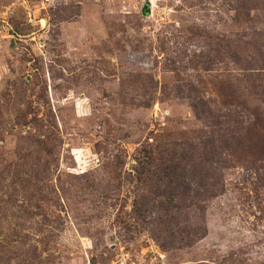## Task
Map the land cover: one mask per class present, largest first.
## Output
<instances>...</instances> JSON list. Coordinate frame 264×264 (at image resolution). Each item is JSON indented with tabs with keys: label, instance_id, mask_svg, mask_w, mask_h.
<instances>
[{
	"label": "rangeland",
	"instance_id": "obj_1",
	"mask_svg": "<svg viewBox=\"0 0 264 264\" xmlns=\"http://www.w3.org/2000/svg\"><path fill=\"white\" fill-rule=\"evenodd\" d=\"M211 142L163 249L140 151ZM0 264H264V0H0Z\"/></svg>",
	"mask_w": 264,
	"mask_h": 264
},
{
	"label": "trees",
	"instance_id": "obj_2",
	"mask_svg": "<svg viewBox=\"0 0 264 264\" xmlns=\"http://www.w3.org/2000/svg\"><path fill=\"white\" fill-rule=\"evenodd\" d=\"M195 146L192 149L168 143L149 146L140 151L143 158L136 161V179L143 188L135 199L133 211L142 221L157 210L163 212L156 217L158 220L165 217L164 229L152 232L163 249L191 246L204 238L207 235L204 203L222 191L220 184L204 176L208 171L196 167L195 160H202L213 152L219 156L223 150L220 152L214 144ZM162 183L164 187H160Z\"/></svg>",
	"mask_w": 264,
	"mask_h": 264
},
{
	"label": "water",
	"instance_id": "obj_3",
	"mask_svg": "<svg viewBox=\"0 0 264 264\" xmlns=\"http://www.w3.org/2000/svg\"><path fill=\"white\" fill-rule=\"evenodd\" d=\"M149 4V2L147 1V5Z\"/></svg>",
	"mask_w": 264,
	"mask_h": 264
}]
</instances>
